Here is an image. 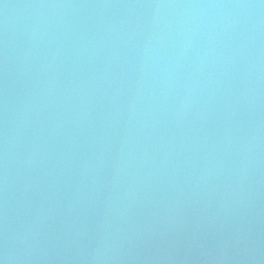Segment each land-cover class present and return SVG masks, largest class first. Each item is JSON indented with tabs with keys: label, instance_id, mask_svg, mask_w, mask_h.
Instances as JSON below:
<instances>
[{
	"label": "water",
	"instance_id": "1",
	"mask_svg": "<svg viewBox=\"0 0 264 264\" xmlns=\"http://www.w3.org/2000/svg\"><path fill=\"white\" fill-rule=\"evenodd\" d=\"M0 264H264V0H0Z\"/></svg>",
	"mask_w": 264,
	"mask_h": 264
}]
</instances>
